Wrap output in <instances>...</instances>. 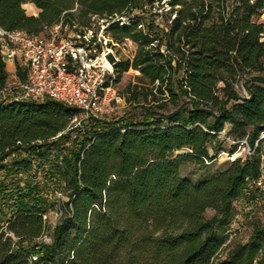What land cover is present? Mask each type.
<instances>
[{
	"label": "trees",
	"instance_id": "trees-1",
	"mask_svg": "<svg viewBox=\"0 0 264 264\" xmlns=\"http://www.w3.org/2000/svg\"><path fill=\"white\" fill-rule=\"evenodd\" d=\"M154 3L170 6L168 25L154 20ZM263 10L264 0H0V28L29 35L105 19L114 41L137 46L113 82L133 68L172 104L72 127L76 110L59 101L1 98L0 53V264H264V227L245 242L231 229L237 204L263 191ZM15 75L25 81L21 66ZM221 131L236 144L247 137L252 154L209 178L182 176L183 162L204 166L223 151ZM50 187L65 199L44 242Z\"/></svg>",
	"mask_w": 264,
	"mask_h": 264
},
{
	"label": "built area",
	"instance_id": "built-area-1",
	"mask_svg": "<svg viewBox=\"0 0 264 264\" xmlns=\"http://www.w3.org/2000/svg\"><path fill=\"white\" fill-rule=\"evenodd\" d=\"M112 21L123 24L125 18L115 16ZM108 24L105 19H100L96 29L91 25L82 31H72L68 26L62 29L58 23L47 30L46 37L0 28L3 61H20L24 65L26 78L19 83L20 99L41 101L50 98L74 108L76 113L70 120L72 127L84 126L107 112L106 105L115 93L112 84L115 66L121 59L119 50L126 47L125 43L119 44L112 39L107 32ZM60 31L65 34L60 36ZM68 31L71 33L67 34ZM219 136L225 138L224 131L219 132ZM260 139L264 140V130L259 135ZM239 145L243 147L242 158L252 154L247 137L239 140ZM233 154L231 160L238 157L232 159ZM263 178L262 166V174L257 182L261 188ZM43 218H47L46 214ZM39 239L48 242L46 233Z\"/></svg>",
	"mask_w": 264,
	"mask_h": 264
},
{
	"label": "rangeland",
	"instance_id": "rangeland-1",
	"mask_svg": "<svg viewBox=\"0 0 264 264\" xmlns=\"http://www.w3.org/2000/svg\"><path fill=\"white\" fill-rule=\"evenodd\" d=\"M163 1H161L162 3ZM31 10V7L24 6ZM153 11L158 13V16H154V20L156 23H160L161 25H168L170 20L174 17V13H168L166 10L170 8L169 5L164 3V9H157L156 3L153 5ZM151 12V13H152ZM257 22L263 23L264 25V10L258 17L254 18ZM98 21L92 20V26L96 29ZM71 33L70 31L67 34ZM60 36L65 34L64 32H59ZM47 32L43 34L46 37ZM122 42L125 43V48L119 50L121 61L132 58L134 52L137 49L135 43H133L130 39H122ZM19 65L24 69L23 63L20 61L15 62V66ZM12 66L6 64L7 71V80L5 89L1 93V98L3 99H11V98H20L21 91L19 88V80L15 75V72H11ZM256 75V73H250L248 77ZM264 76V71L261 73ZM140 73L138 70L133 68L128 69L123 72L120 76V80L118 82H113L112 88L114 90V98L109 101L106 105L107 112H105L102 116H99L97 119L102 121H112L117 120L121 117H129L134 119L141 118V105L149 106L156 104H163L164 110L171 109L172 104L169 101L164 102L165 100H160L159 94L152 85L146 83L145 80H140ZM243 92V90L241 89ZM166 95V94H165ZM163 95V96H165ZM159 99V100H158ZM162 99V98H161ZM157 100V101H156ZM228 128V125H225V129ZM74 135L73 133L71 134ZM264 145V140H263ZM262 145V146H263ZM223 151H221L216 159L211 162L205 161L204 166H198L192 162H183L180 167V174L184 177L189 178L191 181L196 182L202 180L204 178H209L221 170L225 169L227 164L231 161V150L235 148L233 153H236L238 158H242L243 147L239 144H236L231 138L225 135ZM264 147V146H263ZM264 152V148L262 149ZM180 153V152H178ZM264 156V153H263ZM262 156V163L264 165V157ZM264 183V178H263ZM22 184V183H21ZM261 188V187H260ZM261 195L257 197L252 203H238L236 208V215L234 217V222L231 225V229L233 230V239L239 242H245L251 233V230L255 224H259L264 227V185L261 188ZM48 191V195L51 201L55 202V206L49 210L46 214L48 229L46 232L48 242L51 240V229L57 223L60 217V209H59V199H65V196L62 192L57 190H52L50 187ZM46 191V192H47ZM214 211L210 209H206L204 212L205 217H211Z\"/></svg>",
	"mask_w": 264,
	"mask_h": 264
},
{
	"label": "crops",
	"instance_id": "crops-1",
	"mask_svg": "<svg viewBox=\"0 0 264 264\" xmlns=\"http://www.w3.org/2000/svg\"><path fill=\"white\" fill-rule=\"evenodd\" d=\"M24 5H30L31 7V10H29L28 8L24 7ZM23 5V8L25 9V12L28 14V15H34L36 16L39 12V10L37 8H35L32 4L30 3H26ZM5 64H9L12 66V69H11V72L14 73L15 72V63L13 62H6ZM261 165L264 167L263 163H261Z\"/></svg>",
	"mask_w": 264,
	"mask_h": 264
},
{
	"label": "bare ground",
	"instance_id": "bare-ground-1",
	"mask_svg": "<svg viewBox=\"0 0 264 264\" xmlns=\"http://www.w3.org/2000/svg\"><path fill=\"white\" fill-rule=\"evenodd\" d=\"M237 153V152H236ZM236 153H234L233 155H232V159H234L235 157H236Z\"/></svg>",
	"mask_w": 264,
	"mask_h": 264
}]
</instances>
